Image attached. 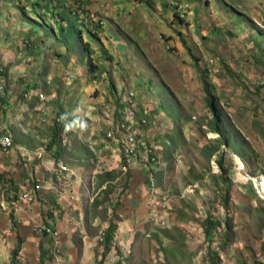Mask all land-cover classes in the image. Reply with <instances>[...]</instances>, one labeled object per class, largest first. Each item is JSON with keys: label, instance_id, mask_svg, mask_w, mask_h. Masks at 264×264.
I'll use <instances>...</instances> for the list:
<instances>
[{"label": "rangeland", "instance_id": "obj_1", "mask_svg": "<svg viewBox=\"0 0 264 264\" xmlns=\"http://www.w3.org/2000/svg\"><path fill=\"white\" fill-rule=\"evenodd\" d=\"M173 1L0 0V127L14 140L0 151V264L18 237L19 264H96L111 222L104 264H264V0H184V21ZM64 11L81 30L69 48ZM138 116L156 160L141 151L133 165L108 132ZM44 177L32 203H13ZM207 220L220 223L211 239Z\"/></svg>", "mask_w": 264, "mask_h": 264}, {"label": "built area", "instance_id": "obj_2", "mask_svg": "<svg viewBox=\"0 0 264 264\" xmlns=\"http://www.w3.org/2000/svg\"><path fill=\"white\" fill-rule=\"evenodd\" d=\"M175 4V7L177 6L176 11V17L179 21H184L187 18H189V15L191 14V4L189 2H185L184 0H177L173 1ZM215 64L214 60L210 61V66H213ZM6 73L5 69L3 68L2 64H0V109L3 106V99L5 96V85H6ZM261 85H264V81L262 80L260 82ZM36 91V90H35ZM35 91H33L35 93ZM35 95V94H34ZM25 97H30L29 93H25ZM33 96V95H32ZM31 96V97H32ZM134 94H130V98L133 100ZM132 101H129V104ZM2 116V115H1ZM140 119L139 122L136 124L134 121L126 120V122L121 123L119 126H117V132L111 131L108 132V137L111 138L114 135H123V140H120L122 137H117L116 143H120L121 147L126 148V154L132 159L133 165L136 164L138 160V154L136 155V151L141 148L147 147V142L144 136V133L141 131V128L148 124V118L138 116ZM60 121V119L58 120ZM7 128L0 127V151L4 153H8L12 147H13V139L9 133V131H6ZM132 154H134L132 156ZM55 166V163H53ZM58 169V171L56 169ZM55 168L49 167L53 172L60 175L62 173H65L68 170V168L62 163L57 162ZM60 174H59V173ZM61 176V175H60ZM44 183H40V180L37 179V182L32 186L30 189L25 188L22 190L19 194H17V202L16 203H25L30 204L34 201L36 192H39L40 190L44 189ZM150 184L154 185V180L150 179ZM35 231L41 235V236H47L51 238V244L56 251L57 248H61V235L60 232L53 226L52 224H46L42 223L35 227ZM46 234V235H44Z\"/></svg>", "mask_w": 264, "mask_h": 264}, {"label": "trees", "instance_id": "obj_3", "mask_svg": "<svg viewBox=\"0 0 264 264\" xmlns=\"http://www.w3.org/2000/svg\"><path fill=\"white\" fill-rule=\"evenodd\" d=\"M64 22L67 21V25L66 26H63V24L59 25L60 29L57 33V38L64 43V45H66V47L68 46L71 47L75 41L73 42L74 40V36L80 34V29L76 28V21L75 20H70L68 17H67V13L64 11L62 13H60L58 15ZM32 85V84H31ZM28 86L27 90L25 91L26 93H29L28 91H35L36 89H38V86L39 84H35L33 83V86ZM204 89L206 91V93H210V90H209V86H208V83L205 81L204 82ZM24 92V93H25ZM3 108L5 107L6 105V100L3 99ZM217 101H213L209 98V100L207 101V104L209 105V107L211 108L212 112H213V117H212V127H213V130L218 132L219 134H221L224 138L221 139V142L223 144H226L227 141L225 139V131L222 130L221 128H219V120H218V116L217 114L215 113L214 111V105H216ZM129 104V103H128ZM125 105V104H124ZM60 118V117H59ZM138 118V117H137ZM119 119L121 120H124V117L123 116H119ZM137 120H140L139 118ZM62 121V118H60V121H56L55 120V123H54V128H52L51 130V136H50V141H49V147H57L58 149L56 150V154H54V157H55V160H58V158L63 154V152L65 151L64 149L62 150L61 148V144L59 143V141H61V139H59V136H61L60 134H62L61 129L62 127L59 126V123ZM148 124L144 125L143 127H146ZM6 133H10L9 132H6ZM12 135V134H11ZM13 144H14V140H13ZM59 144V145H58ZM145 152L147 154V157H149V160H152L155 162L156 158L151 156L152 154V150L150 148L145 147V148H141V149H138L136 151V155L139 154L140 152ZM56 155V156H55ZM134 154H132L133 156ZM58 157V158H57ZM138 160H139V155H138ZM62 162V161H60ZM63 163V162H62ZM220 164H222L220 162ZM109 179L106 181V182H111L112 180H110L111 178V175H109ZM2 179H0V183H1ZM17 193H14V196H13V203H16L17 202ZM225 199V198H224ZM97 203H99V201L97 200L96 203H95V207H97ZM220 223L215 221V220H207V226L205 227V236L207 239H211V237L213 236V231L214 229L217 227V225H219ZM262 224L264 225V220L262 221ZM118 229V227L113 223L111 222L109 227L107 228V230L105 231V235L103 237V250H102V253H101V260L98 261L96 264H104V260L106 258V255L108 253H110L111 251V247H112V242L114 241L115 239V235H116V230ZM228 231H230V228L228 229ZM46 235V234H44ZM50 241L51 238L49 237ZM230 238L227 236V239L226 241L229 242ZM22 245H23V240L21 239V237H18V240H17V245L16 247L14 248V250L12 251V255H11V259H10V264H19V256H20V251L22 249ZM40 248L43 250V247L40 246ZM48 252L46 251H42V256L44 257L45 255H47ZM214 256H216L214 254ZM119 263V262H118ZM40 264H42V261H40Z\"/></svg>", "mask_w": 264, "mask_h": 264}, {"label": "crops", "instance_id": "obj_4", "mask_svg": "<svg viewBox=\"0 0 264 264\" xmlns=\"http://www.w3.org/2000/svg\"><path fill=\"white\" fill-rule=\"evenodd\" d=\"M192 5V4H191ZM14 25V24H13ZM26 93V92H25ZM25 94H23V96H24ZM29 101H31V100H29ZM48 167V166H47ZM57 176V175H56ZM58 177V176H57ZM44 180H45V177H44ZM47 180H45V181H43V182H45V183H48V182H46Z\"/></svg>", "mask_w": 264, "mask_h": 264}, {"label": "clouds", "instance_id": "obj_5", "mask_svg": "<svg viewBox=\"0 0 264 264\" xmlns=\"http://www.w3.org/2000/svg\"><path fill=\"white\" fill-rule=\"evenodd\" d=\"M191 7H192V5H191ZM190 16V15H189ZM55 173V172H54ZM57 176H59L58 174H56ZM149 184H150V181L148 182Z\"/></svg>", "mask_w": 264, "mask_h": 264}]
</instances>
